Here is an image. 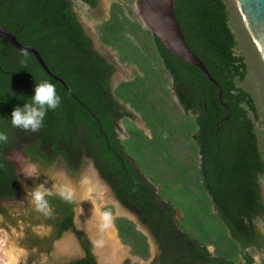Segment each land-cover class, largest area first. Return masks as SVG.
Returning a JSON list of instances; mask_svg holds the SVG:
<instances>
[{
	"label": "trees",
	"instance_id": "obj_1",
	"mask_svg": "<svg viewBox=\"0 0 264 264\" xmlns=\"http://www.w3.org/2000/svg\"><path fill=\"white\" fill-rule=\"evenodd\" d=\"M35 1L0 0V25L22 44L37 48L74 94L50 77L33 54L0 38L4 68L27 67L34 77L32 92L35 83L47 80L61 97L33 132L13 127L10 118L12 109L27 100H15L14 90L0 87V133L7 136L0 141V197L18 195L19 175L7 160L12 150L47 164L62 158L74 172L90 158L122 205L150 228L160 248L153 257L149 237L134 220L118 216V236L132 255L151 264H264V256L256 259L264 252V233L258 227L264 216V154L256 129L260 110L244 85L249 66L237 51L228 3L176 0L186 40L219 87L132 18L121 1H114L109 18L98 25L99 39L121 64L134 66L136 75L113 87L117 65L95 47L77 11L67 0H52L65 1L62 6ZM91 5L97 7L98 0ZM3 50H12L14 58ZM136 115L149 133L136 124ZM59 209L60 238L75 224L72 204L64 202ZM105 210L116 212L113 205ZM80 240L87 255L63 264H99L89 241L82 235ZM122 264L133 263L126 259Z\"/></svg>",
	"mask_w": 264,
	"mask_h": 264
},
{
	"label": "water",
	"instance_id": "obj_2",
	"mask_svg": "<svg viewBox=\"0 0 264 264\" xmlns=\"http://www.w3.org/2000/svg\"><path fill=\"white\" fill-rule=\"evenodd\" d=\"M237 1L247 28L264 61V0ZM135 6L144 27L155 34L181 60L199 67L210 81L220 87L219 82L211 74L204 61L187 42L176 16V0H135ZM0 38L8 41L22 52L33 54L50 77L59 81L68 92L74 94L65 80L52 72L37 48L22 44L13 33L2 25H0ZM95 47L102 53L96 44ZM116 79L115 73L112 80L113 86ZM222 95L223 91L220 89V100H222ZM225 106L228 105L225 104ZM9 160L16 164L21 181L19 197L0 201V207L7 208L10 213L6 220L0 214V223L6 222L10 226V231L7 232L8 264H57L76 259L79 256L80 258L84 257L85 254L81 251L75 232L76 227L87 232L93 240V251L99 264H122L126 259H129L107 217L86 190L83 171L87 168H95L91 160L86 159L82 169L77 172L69 170L62 158L53 164H47L32 160L21 150L12 152L9 155ZM40 185L52 193L46 196L45 210H39L30 195ZM60 188L70 190L71 198L76 202V227L52 241L49 236L52 237L53 226L59 215L53 196L59 194ZM118 203L121 205L119 201ZM126 210L137 216L138 220L134 221L137 223L138 229L148 235L143 230L146 228L153 237L156 247L155 256H157L160 253V248L150 228L140 221L137 214L129 209ZM21 215L27 218L26 222L21 219ZM30 220L31 226L29 227Z\"/></svg>",
	"mask_w": 264,
	"mask_h": 264
},
{
	"label": "rangeland",
	"instance_id": "obj_3",
	"mask_svg": "<svg viewBox=\"0 0 264 264\" xmlns=\"http://www.w3.org/2000/svg\"><path fill=\"white\" fill-rule=\"evenodd\" d=\"M114 1H121L127 10H131V17L140 19L138 11L135 6V1L129 2V0H100V4L97 8H76L75 10L79 14L87 32L94 39L95 44L102 51L104 55H106L109 59H111L117 65L116 71V81L113 87H116L120 82L126 80H132L136 75V68L134 66L121 64L118 61L117 54L110 48L106 47L99 39V29L98 25L104 20L107 19L110 15L111 4ZM230 11V19L229 24L234 32L237 40L239 48L237 49L239 54L246 56V61L249 66L248 76L244 82L253 93L255 99L258 102L259 110H260V121L256 124L257 132L260 135V145L264 154V61L260 52L258 51L256 45H254V40L247 28L246 21L243 17V14L240 10V6L237 0H225ZM141 20V19H140ZM174 100H178L176 96H174ZM136 124L144 129L147 133H149V129L146 126V123L142 120L140 115H136ZM120 135L122 138L126 137V127L124 123H121ZM85 185L89 187V195L95 201L97 206L103 212V208L107 205H114L116 208V214L118 216H128L133 220L137 221V216L130 214L125 208H123L118 201L111 188L104 182L101 178L100 174L96 170V168H87L83 171ZM262 186L264 190V178H262ZM103 196V197H102ZM107 198V199H106ZM104 213V212H103ZM181 212L178 211V215L181 216ZM104 215L107 217L110 222L111 227L114 230V233L120 242L122 248L128 254L129 259L133 264H150L152 260L146 261L142 260L137 256H134L130 252V247L124 245L118 234L114 224V218ZM258 227L264 233V216L259 222ZM143 230L148 234L149 241L151 244L152 255L155 256V242L153 237L149 234L146 228ZM264 256L263 251H259L256 259L258 261ZM9 256H8V238L6 232H0V264H8Z\"/></svg>",
	"mask_w": 264,
	"mask_h": 264
},
{
	"label": "flooded vegetation",
	"instance_id": "obj_4",
	"mask_svg": "<svg viewBox=\"0 0 264 264\" xmlns=\"http://www.w3.org/2000/svg\"><path fill=\"white\" fill-rule=\"evenodd\" d=\"M91 1L92 2H95V0H67L66 2V5L67 6H70L74 9L76 8H97L100 4V0H98V5L97 7H92L91 5ZM35 5H38V6H47V5H58V6H62V5H65V1H60V2H53L52 0H38V1H35L34 2ZM109 18V17H108ZM89 34V33H88ZM90 35V34H89ZM91 36V35H90ZM92 37V36H91ZM5 56H8V57H12L14 58L13 56V51L12 50H3L1 51ZM104 55V54H103ZM106 56V55H105ZM107 57V56H106ZM109 59V58H108ZM110 62L112 61L111 59H109ZM113 63V62H111ZM33 81H34V77L32 75V73L28 70L27 67L24 68V70H15V69H7V68H4L3 65L1 64L0 62V87H8L7 91H13L16 93V97H15V100H28V94L32 93V88H33ZM230 117L227 116L226 119L228 120ZM16 150H12L9 155L14 152ZM23 151V150H21ZM24 152V151H23ZM9 155H8V158L7 160L12 163L10 160H9ZM26 155V154H25ZM27 156V155H26ZM29 157V156H28ZM30 158V157H29ZM32 159V158H31ZM89 160H91L90 158H87ZM33 160V159H32ZM38 162V161H37ZM41 162V161H40ZM43 162V161H42ZM92 162V160H91ZM93 163V162H92ZM14 164V163H12ZM16 166V164H14ZM96 168V167H95ZM97 170V169H96ZM16 172L17 174L19 175V178H18V195L16 197H12V198H1L0 197V201L1 200H6V199H15L17 197H19L20 195V181H21V177H20V174H19V171H18V168L16 166ZM102 178V177H101ZM103 179V178H102ZM104 180V179H103ZM104 182L111 188V186L104 180ZM112 190V188H111ZM113 192V190H112ZM114 193V192H113ZM115 195V193H114ZM116 197V195H115ZM60 200V201H58ZM116 200L119 201L116 197ZM53 201H54V204H55V207L57 208V211L59 212V215H58V218L56 219V222H55V225L53 226V232H52V237H50V239L52 241H54V239L56 237H58L59 235V228H60V222L61 220L63 219V214H62V211L59 209V206L61 204H64V202H68L70 204L73 205V213H74V217H73V221H74V224H75V216H76V202L71 198V199H66L64 198L63 196H61L60 194H55L53 196ZM120 202V201H119ZM121 203V202H120ZM122 205V203H121ZM109 206V205H107ZM105 206L103 208V212L109 216V217H113L114 218V224H115V218L118 217V215L116 214H113V215H110L107 213V211L105 210V208L107 207ZM114 206V205H113ZM123 208L125 209H128L126 207H124V205H122ZM115 211H116V208H115ZM0 214H2L3 218L6 220L9 218L10 216V213H9V210L7 208H1L0 207ZM21 219L24 220L25 222L27 221V218H25V216L21 215ZM4 220V221H5ZM30 224H28V226L30 227L31 226V220L29 222ZM75 227H76V224H75ZM74 227V228H75ZM116 227V225H115ZM2 228V231L3 232H9L10 231V226L7 225V223H0V229ZM26 229H29L26 227ZM71 229L73 228H70L68 229L67 231H65L63 233V235L66 233V232H69ZM117 229V228H116ZM75 232L77 234V237H78V241H79V244H80V247H81V251L83 254H85V256L87 255V252L85 250V248L83 247L82 243H81V240H80V235L83 236V241H89L92 249H93V240L91 239V237L89 236V234L85 231H82L81 229L79 228H75ZM77 230L80 231V235L78 234ZM62 235V236H63ZM59 238V237H58ZM49 239V240H50ZM84 256V257H85ZM96 256V255H95ZM83 258V257H82ZM76 259H80V256ZM97 259V257H96ZM70 260H67V261H63V262H59L57 264H63L65 262H69Z\"/></svg>",
	"mask_w": 264,
	"mask_h": 264
},
{
	"label": "clouds",
	"instance_id": "obj_5",
	"mask_svg": "<svg viewBox=\"0 0 264 264\" xmlns=\"http://www.w3.org/2000/svg\"><path fill=\"white\" fill-rule=\"evenodd\" d=\"M61 102L53 83L45 80L35 83L30 98L23 105H16L11 112V123L13 127L33 132L40 129L48 110L56 109ZM7 136L0 133V141H6ZM31 175V173H29ZM43 185L31 192V198L39 210H45L47 206L46 196L51 195ZM59 194L66 199H71L72 193L65 188L59 189Z\"/></svg>",
	"mask_w": 264,
	"mask_h": 264
},
{
	"label": "bare ground",
	"instance_id": "obj_6",
	"mask_svg": "<svg viewBox=\"0 0 264 264\" xmlns=\"http://www.w3.org/2000/svg\"><path fill=\"white\" fill-rule=\"evenodd\" d=\"M86 186V185H85ZM86 190L89 193V187L86 186ZM90 194V193H89ZM103 197V196H102ZM107 199V198H106ZM95 202V201H94ZM97 205V204H96ZM110 223V222H109ZM113 229V228H112ZM114 231V230H113Z\"/></svg>",
	"mask_w": 264,
	"mask_h": 264
},
{
	"label": "crops",
	"instance_id": "obj_7",
	"mask_svg": "<svg viewBox=\"0 0 264 264\" xmlns=\"http://www.w3.org/2000/svg\"><path fill=\"white\" fill-rule=\"evenodd\" d=\"M117 230V229H116ZM117 234H118V231H117Z\"/></svg>",
	"mask_w": 264,
	"mask_h": 264
}]
</instances>
